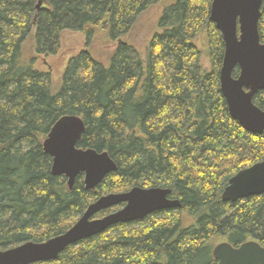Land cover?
Listing matches in <instances>:
<instances>
[{
  "label": "trees",
  "instance_id": "trees-1",
  "mask_svg": "<svg viewBox=\"0 0 264 264\" xmlns=\"http://www.w3.org/2000/svg\"><path fill=\"white\" fill-rule=\"evenodd\" d=\"M158 1L0 0V251L60 236L100 197L134 187L169 189L181 207L113 225L38 264H216L220 242L264 248V195L221 201L234 175L264 160V136L228 113L212 0L166 6L144 53L121 42ZM64 31L82 34L85 50L69 60L54 95L51 72L36 60L57 54ZM98 31L117 42L108 65L89 53ZM258 33L264 44V2ZM253 102L264 111V91ZM64 116L85 125L78 148L107 152L117 166L95 190L82 174L70 190L51 173L43 142Z\"/></svg>",
  "mask_w": 264,
  "mask_h": 264
},
{
  "label": "water",
  "instance_id": "water-1",
  "mask_svg": "<svg viewBox=\"0 0 264 264\" xmlns=\"http://www.w3.org/2000/svg\"><path fill=\"white\" fill-rule=\"evenodd\" d=\"M264 0H212L209 20L220 32L224 43L223 62L219 73L220 90L230 117L246 132L264 136V111L254 97L264 91V44L258 33ZM39 1L37 9L41 7ZM239 69L236 78L232 76ZM85 125L77 116L60 118L43 142L44 152L51 156L53 176H63L72 190L74 181L83 175L86 190H95L117 166L107 152L77 147ZM171 191L162 188L134 187L126 193L109 194L90 204L83 215L64 234L46 242H26L0 251V264H38L56 260L66 248L103 233L116 224L143 220L148 215L180 208L169 199ZM264 195V160L234 175L221 194V201ZM122 205L117 211L94 218L102 211ZM216 264H264V248L255 241L233 247L227 242L212 251Z\"/></svg>",
  "mask_w": 264,
  "mask_h": 264
},
{
  "label": "rangeland",
  "instance_id": "rangeland-1",
  "mask_svg": "<svg viewBox=\"0 0 264 264\" xmlns=\"http://www.w3.org/2000/svg\"><path fill=\"white\" fill-rule=\"evenodd\" d=\"M173 2L174 0H159L149 6L146 11L139 15L131 31L121 39V42L130 44L139 53H144V49L152 35L158 30L157 21L162 15L164 8L173 4ZM116 46L117 42L109 41L103 32L98 31L89 47V53L103 65H108L109 56L116 49ZM83 50H85V38L83 35L72 31H64L60 36V46L57 54L49 57H39L36 60L38 69L49 71L52 74V94H57L61 89L62 75L69 60ZM203 63L205 67L208 66V61L205 57L203 58Z\"/></svg>",
  "mask_w": 264,
  "mask_h": 264
}]
</instances>
